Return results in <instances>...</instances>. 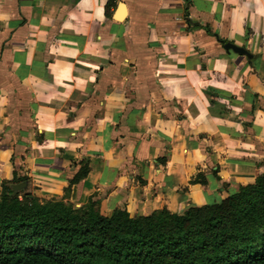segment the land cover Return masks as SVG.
<instances>
[{
	"label": "crops",
	"instance_id": "obj_1",
	"mask_svg": "<svg viewBox=\"0 0 264 264\" xmlns=\"http://www.w3.org/2000/svg\"><path fill=\"white\" fill-rule=\"evenodd\" d=\"M263 174L264 0H0V199L183 213Z\"/></svg>",
	"mask_w": 264,
	"mask_h": 264
},
{
	"label": "trees",
	"instance_id": "obj_2",
	"mask_svg": "<svg viewBox=\"0 0 264 264\" xmlns=\"http://www.w3.org/2000/svg\"><path fill=\"white\" fill-rule=\"evenodd\" d=\"M0 264H264V174L218 204L140 217L5 186Z\"/></svg>",
	"mask_w": 264,
	"mask_h": 264
},
{
	"label": "water",
	"instance_id": "obj_3",
	"mask_svg": "<svg viewBox=\"0 0 264 264\" xmlns=\"http://www.w3.org/2000/svg\"><path fill=\"white\" fill-rule=\"evenodd\" d=\"M125 11V6L123 4L120 5V10H119V16L118 18L121 19L122 18V15H123V12ZM122 14V15H121ZM224 49L227 51V52H234L238 55H241V56H246L248 59H252V56L251 54L246 51L244 48H239V47H236L235 45L231 44V43H228V44H225L224 45ZM26 188V184L22 183V184H18V185H13L11 187L12 189V192H13V196H16L17 194H19L20 191L24 190Z\"/></svg>",
	"mask_w": 264,
	"mask_h": 264
},
{
	"label": "rangeland",
	"instance_id": "obj_4",
	"mask_svg": "<svg viewBox=\"0 0 264 264\" xmlns=\"http://www.w3.org/2000/svg\"><path fill=\"white\" fill-rule=\"evenodd\" d=\"M21 192V191H20ZM19 192V193H20ZM23 193H24V191H22ZM26 193V192H25ZM23 195V194H22ZM42 201V203H47L48 202V200H46V199H44V200H41ZM56 202L57 201H62V202H64L63 200H55ZM65 203V202H64ZM67 204V203H66ZM69 204V203H68ZM70 206H72V205H70Z\"/></svg>",
	"mask_w": 264,
	"mask_h": 264
}]
</instances>
